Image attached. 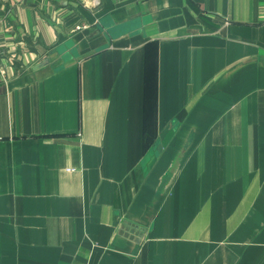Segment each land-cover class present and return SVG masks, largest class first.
Listing matches in <instances>:
<instances>
[{
  "label": "crops",
  "instance_id": "0c3cea01",
  "mask_svg": "<svg viewBox=\"0 0 264 264\" xmlns=\"http://www.w3.org/2000/svg\"><path fill=\"white\" fill-rule=\"evenodd\" d=\"M0 50V264H264V0H0Z\"/></svg>",
  "mask_w": 264,
  "mask_h": 264
},
{
  "label": "built area",
  "instance_id": "2783aa9c",
  "mask_svg": "<svg viewBox=\"0 0 264 264\" xmlns=\"http://www.w3.org/2000/svg\"><path fill=\"white\" fill-rule=\"evenodd\" d=\"M83 28H87V26L82 25V26H78L77 29H83ZM1 58H2V52L0 50V73L3 75L4 71H3V67H2V63H1Z\"/></svg>",
  "mask_w": 264,
  "mask_h": 264
}]
</instances>
